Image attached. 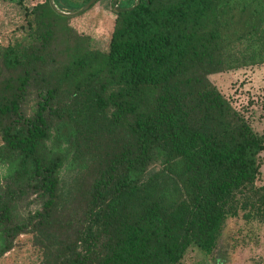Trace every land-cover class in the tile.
I'll list each match as a JSON object with an SVG mask.
<instances>
[{"label": "trees", "instance_id": "obj_1", "mask_svg": "<svg viewBox=\"0 0 264 264\" xmlns=\"http://www.w3.org/2000/svg\"><path fill=\"white\" fill-rule=\"evenodd\" d=\"M158 1L118 14L106 53L48 74L69 19L49 1L5 50L17 76L0 89V259L34 232L42 264H180L193 245L215 254L229 218L264 216L249 197L264 134L207 80L233 0ZM65 169L90 173L68 192Z\"/></svg>", "mask_w": 264, "mask_h": 264}, {"label": "rangeland", "instance_id": "obj_2", "mask_svg": "<svg viewBox=\"0 0 264 264\" xmlns=\"http://www.w3.org/2000/svg\"><path fill=\"white\" fill-rule=\"evenodd\" d=\"M50 0H0V89L16 72L4 67L5 50L28 38L34 25V13ZM91 0H55L68 14L81 11ZM142 1V0H141ZM175 0H160L157 7ZM137 0H119V8L134 7ZM223 15L222 32L230 42L220 56L224 68H214L207 80L231 104L242 119L258 134H264V0H233ZM62 24L59 39L48 50L42 69L68 65L88 52H107L118 23L113 0H98L90 9ZM34 89L32 90V92ZM33 92L27 99L35 97ZM68 93H63L67 98ZM4 145L0 135V147ZM260 175L249 197L264 210V152L260 154ZM0 172L3 169L0 166ZM90 173V171H89ZM87 172L63 171L68 192L79 189ZM64 186V185H63ZM245 212L228 219L218 251L208 255L191 246L180 264H264V216L246 219ZM34 232L20 235L14 249L0 259V264H42L46 248Z\"/></svg>", "mask_w": 264, "mask_h": 264}, {"label": "water", "instance_id": "obj_3", "mask_svg": "<svg viewBox=\"0 0 264 264\" xmlns=\"http://www.w3.org/2000/svg\"><path fill=\"white\" fill-rule=\"evenodd\" d=\"M98 2V0H91L81 11H78L77 13H72V14H68V13H65L63 11H61L56 3H55V0H50V4H51V7L52 9L60 16H63V17H76V16H79L81 15L82 13L86 12L88 9H90L94 4H96ZM141 0H137V4L132 7V8H129V9H121L119 8V0H113V9L114 11L117 13V14H120V13H125L127 11H131L133 10L134 8H136L139 4H140Z\"/></svg>", "mask_w": 264, "mask_h": 264}]
</instances>
